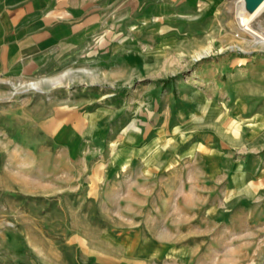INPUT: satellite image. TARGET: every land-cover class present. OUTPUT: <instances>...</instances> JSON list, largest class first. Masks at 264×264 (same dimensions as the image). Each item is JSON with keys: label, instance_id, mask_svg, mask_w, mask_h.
Returning a JSON list of instances; mask_svg holds the SVG:
<instances>
[{"label": "crops", "instance_id": "0c3cea01", "mask_svg": "<svg viewBox=\"0 0 264 264\" xmlns=\"http://www.w3.org/2000/svg\"><path fill=\"white\" fill-rule=\"evenodd\" d=\"M222 5L223 0H0V76L29 78L86 64L103 68L97 75L108 84L127 80L134 70L157 69L159 55L201 51L221 27ZM207 82L196 88L180 83L176 102L166 90L154 125L136 127L131 135L111 130V141L120 142L96 162L107 175H87L88 186L80 192L107 205L78 207L80 220L66 227L65 236L61 219L53 225L30 218L22 239L0 246V264H205L208 252L212 261L229 252L233 262L251 247L264 252V62ZM94 84L77 85L83 89L71 95L68 112L84 111L61 130L69 141L82 129L88 147L107 134L98 122L115 110L109 104L89 109L92 92L84 88ZM148 93L142 90L136 101ZM179 135L204 141L174 145ZM212 139L218 148L207 146ZM241 146L247 153L224 160L218 155ZM88 154L82 155L84 165ZM182 159L197 161L205 174L202 191L183 184L175 189L174 176L165 172ZM204 162L224 173L220 180L208 182L215 176L202 168ZM228 204L235 221L221 227L224 241L207 250L201 220ZM95 212L107 218L96 221Z\"/></svg>", "mask_w": 264, "mask_h": 264}, {"label": "rangeland", "instance_id": "374dc122", "mask_svg": "<svg viewBox=\"0 0 264 264\" xmlns=\"http://www.w3.org/2000/svg\"><path fill=\"white\" fill-rule=\"evenodd\" d=\"M237 1L223 0L218 11L221 27L215 35L208 37L201 51L196 54L172 52L159 55L157 69L152 72L134 70L127 80L108 84L97 75L103 68L88 67L86 64L72 70L57 66L29 78L6 79L0 76V246H5L8 240L22 239L30 218L53 225L58 224L61 219L65 236L66 227L80 220L76 213L78 207L86 208L88 205L98 209L107 205L101 197L88 200L82 198L83 193L80 192L88 186L85 177L88 175L100 180L101 176L107 175L103 171L105 168L98 166L96 162L120 142L119 139L116 143L111 141L113 137L108 136L111 130L131 135L136 127L141 128L142 125L155 121L162 106L161 97L166 90L176 102L180 93L178 85L182 82L191 88L207 81L214 84L216 80L226 79L230 73L243 71L251 65L260 66L264 62V46L255 43L251 35L240 30L236 18ZM250 25L264 34V10L250 20ZM93 81L96 84L84 88L92 92L89 109L109 104L115 110L100 118L98 124L107 134L101 135L98 145L89 148L86 145L88 138L82 135V129L81 132L75 131L69 141L68 134L61 130L65 124L76 122V115L84 111L80 109L79 113L68 112L69 106L74 102L71 95L76 96L79 94L77 89H83L81 86L77 88V85ZM29 82L38 83L39 89L29 88ZM55 82L58 84L54 85ZM145 89L149 90L148 96L142 101H136L140 98V92ZM182 111L186 113L188 109ZM195 121L197 120L191 123ZM194 139L204 141L203 136L188 139L179 135L174 145H186ZM207 146L216 149L220 145L212 139V143ZM204 152L206 153L205 150L201 151V154ZM87 153L89 162L84 165L82 155ZM243 153L247 152L241 146L240 150L232 152L228 149L223 155H218L224 160L230 159L232 154L236 157ZM196 162L177 160L165 172L174 176L176 190H180V184L187 190H203L200 180L205 174L199 172ZM209 164L204 162L205 166L202 167L207 174L215 176L207 178L208 182L220 180L224 173L218 174L215 166ZM103 187L104 185L101 190H104ZM96 190L99 191L100 188ZM230 206L228 204L218 208L213 213H208L205 220H201L205 230L200 234H203L201 239L208 245L207 250L210 249V243L224 241L226 233L220 230L221 227L226 222L235 221ZM95 214L96 221L107 218L103 212ZM195 216L199 217L198 214ZM48 233H53V226ZM198 234L197 230L191 229L192 238L198 239ZM252 250L255 252L251 253ZM249 251L247 256L245 252L240 253L236 262L232 261L229 252L218 257L219 261H212L214 255L208 252L205 264H264V252L261 248L251 247Z\"/></svg>", "mask_w": 264, "mask_h": 264}, {"label": "bare ground", "instance_id": "6f19581e", "mask_svg": "<svg viewBox=\"0 0 264 264\" xmlns=\"http://www.w3.org/2000/svg\"><path fill=\"white\" fill-rule=\"evenodd\" d=\"M237 2H238L237 3L238 9L236 10V18L238 20L240 30L244 33L251 35L255 43H258L264 46V34L252 28V25H250V20L254 16H256L258 13L262 12V10H264V0H262L258 4V6L250 12H245L243 8L242 0H238ZM56 84H58V82L54 83V85ZM27 85L29 88H32V89H39L38 83L29 82Z\"/></svg>", "mask_w": 264, "mask_h": 264}, {"label": "water", "instance_id": "95a60500", "mask_svg": "<svg viewBox=\"0 0 264 264\" xmlns=\"http://www.w3.org/2000/svg\"><path fill=\"white\" fill-rule=\"evenodd\" d=\"M245 12L254 10L262 0H242Z\"/></svg>", "mask_w": 264, "mask_h": 264}]
</instances>
